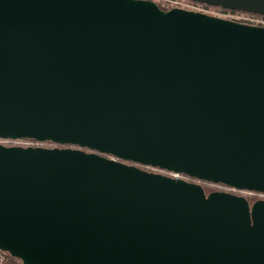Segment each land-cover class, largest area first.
Masks as SVG:
<instances>
[{"label": "water", "instance_id": "water-1", "mask_svg": "<svg viewBox=\"0 0 264 264\" xmlns=\"http://www.w3.org/2000/svg\"><path fill=\"white\" fill-rule=\"evenodd\" d=\"M0 139L65 146L0 144V250L23 264H264V199L134 165L264 194V26L0 0Z\"/></svg>", "mask_w": 264, "mask_h": 264}, {"label": "rangeland", "instance_id": "rangeland-1", "mask_svg": "<svg viewBox=\"0 0 264 264\" xmlns=\"http://www.w3.org/2000/svg\"><path fill=\"white\" fill-rule=\"evenodd\" d=\"M152 1L155 2L157 5H161L162 7H165L168 9L171 8V7H169L170 4L167 2V0H152ZM205 11H206V13L209 12L208 14H211L214 16H218V17L225 18V19H232V20H236V21H240V22H243L242 19H246V17L248 16V15H243V14H239V13H231L235 17L230 15L231 17H233V18H230L227 15L224 16L223 14H226V12H222L220 9L212 8V9H207ZM25 141L30 142L29 140H25V139L23 141H16V142H15V140H2V139H0V144H4V145L9 146V145H13L14 143H19V144L21 143L22 145H19V144H15V145L26 146L27 142H25ZM42 143L43 142H41L37 146L42 147ZM24 144H26V145H24ZM61 146L65 147L64 145H61ZM160 173L167 174V175L171 176L169 172L164 171V170L160 171ZM179 178H184V175L180 176ZM194 182L199 183L203 187V189L206 193H209V192L214 191V190H222V191H226V192H231V193H234L237 195L244 196L250 203H252L258 199H264V194H262V193H257V192H253V191H247V190H237V189H233V188H230L228 186H225L223 184H214V183H210V182L208 183V182H203L200 180H196Z\"/></svg>", "mask_w": 264, "mask_h": 264}, {"label": "built area", "instance_id": "built-area-1", "mask_svg": "<svg viewBox=\"0 0 264 264\" xmlns=\"http://www.w3.org/2000/svg\"><path fill=\"white\" fill-rule=\"evenodd\" d=\"M167 2L170 4L169 7H171V8L172 7H179V8H183V9H186V10H192V11L203 12V13H206L205 10H207V9H212L211 7H207V5H205V4L193 2V1H190V0H167ZM208 13H206V14H208ZM239 14H242V13H239ZM209 15H211V14H209ZM223 15L224 16L227 15L230 18H233L231 16H234L231 13H228V12L226 14H223ZM243 15H246V14H243ZM230 20H232V19H230ZM242 20H243L242 23L264 26V19L263 18L251 17V16L248 15L246 17V19H242ZM234 21H236V20H234ZM238 22H240V21H238ZM2 140H15V142H16V141H23L24 139H2ZM25 140H29L30 141V142L25 141V142H27L26 143L27 145L24 144L26 146H29V145L30 146H37L38 144L41 143L39 141H35V140H32V139H25ZM15 144H19V143H14L13 145H15ZM19 145H22V144L20 143ZM170 175L172 177H176V178H179L180 176H182V175L176 174V173H170ZM0 264H10L8 262V260H7V253L2 251V250H0ZM15 264H23V263L21 261H19V262H16Z\"/></svg>", "mask_w": 264, "mask_h": 264}, {"label": "trees", "instance_id": "trees-1", "mask_svg": "<svg viewBox=\"0 0 264 264\" xmlns=\"http://www.w3.org/2000/svg\"><path fill=\"white\" fill-rule=\"evenodd\" d=\"M161 9H164V10H166V9H168V8H165V7H162L161 5H158ZM207 7H211V6H207ZM211 8H215V9H220L222 12H228V13H242V14H246V15H249V16H251V17H258V18H263L264 19V17L263 16H260V15H257V14H252V13H245V12H238V11H231V10H225V9H222V8H218V7H211ZM50 143V142H49ZM67 146V145H66ZM71 147H76V146H71ZM81 149H83V150H85V151H90V150H88V149H86V148H81ZM106 156V155H105ZM203 182H206V181H203ZM209 183V182H208ZM211 183V182H210ZM7 260H8V262L10 263V264H15L16 262H19L20 260L19 259H17V258H15V257H12V256H10L9 254H7Z\"/></svg>", "mask_w": 264, "mask_h": 264}, {"label": "flooded vegetation", "instance_id": "flooded-vegetation-1", "mask_svg": "<svg viewBox=\"0 0 264 264\" xmlns=\"http://www.w3.org/2000/svg\"><path fill=\"white\" fill-rule=\"evenodd\" d=\"M42 147H50V148H52V147H62V146L59 145V144L53 143V142H50V143L49 142H43L42 143ZM125 163L134 164V163H131V162H125ZM134 165L139 166L140 168L145 169V170L150 171V172L160 173V171H162V170H160L158 168H151V167L141 166V165H138V164H134ZM184 179H186L187 181H190V182L196 181V179H193V178H190V177H187V176H184ZM214 191H222V190H214Z\"/></svg>", "mask_w": 264, "mask_h": 264}]
</instances>
